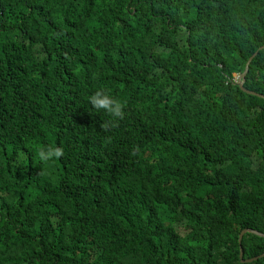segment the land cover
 <instances>
[{"label":"trees","instance_id":"1","mask_svg":"<svg viewBox=\"0 0 264 264\" xmlns=\"http://www.w3.org/2000/svg\"><path fill=\"white\" fill-rule=\"evenodd\" d=\"M263 47L264 0H0V264H264Z\"/></svg>","mask_w":264,"mask_h":264},{"label":"clouds","instance_id":"2","mask_svg":"<svg viewBox=\"0 0 264 264\" xmlns=\"http://www.w3.org/2000/svg\"><path fill=\"white\" fill-rule=\"evenodd\" d=\"M92 103L97 108L105 109L111 112L113 115H120V104L110 99L107 95L101 96L100 93H96L91 97ZM114 105V107H110ZM63 154L62 149L60 148H51L50 150H41L38 153L40 160H48L60 157Z\"/></svg>","mask_w":264,"mask_h":264},{"label":"water","instance_id":"3","mask_svg":"<svg viewBox=\"0 0 264 264\" xmlns=\"http://www.w3.org/2000/svg\"><path fill=\"white\" fill-rule=\"evenodd\" d=\"M261 49H264V47L261 48ZM256 54H257V53H255L252 57L249 58V60H248V62H247V64H246V66H245L244 72L241 74V82L238 84L239 87H242V84H243L244 81H245V75H246L247 70H248V65H249L250 61L253 59V57H255ZM248 93H250L251 95H257V94L252 93V92H248ZM247 232H249V233H253V234H255V235H258V236H262V237H264V235H262V234H260V233H258V232H256V231H252V230H243V231H241V233L239 234V237H238V242H239V244H240V242H241V239H242L243 235H244L245 233H247ZM263 257H264V253L261 254V255L258 256V257H254V258H250V259H243V253H242V250H241V248H240L239 258H240L241 263H251V262L256 261V260H258V259H261V258H263Z\"/></svg>","mask_w":264,"mask_h":264},{"label":"built area","instance_id":"4","mask_svg":"<svg viewBox=\"0 0 264 264\" xmlns=\"http://www.w3.org/2000/svg\"><path fill=\"white\" fill-rule=\"evenodd\" d=\"M235 81L238 82V77H235Z\"/></svg>","mask_w":264,"mask_h":264}]
</instances>
